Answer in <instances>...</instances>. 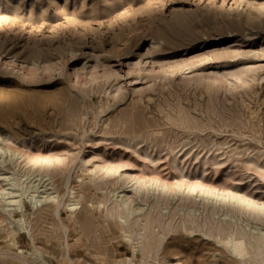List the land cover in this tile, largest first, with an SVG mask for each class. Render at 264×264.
I'll list each match as a JSON object with an SVG mask.
<instances>
[{
    "label": "rangeland",
    "instance_id": "rangeland-1",
    "mask_svg": "<svg viewBox=\"0 0 264 264\" xmlns=\"http://www.w3.org/2000/svg\"><path fill=\"white\" fill-rule=\"evenodd\" d=\"M246 68H257L254 84L209 85ZM0 127L37 137L46 154L56 143L77 154L83 137L85 146L71 172L74 197L58 183V213L24 200V212L14 211L24 229L0 220V264H144L135 241L95 207L109 190L131 195L130 187L89 181V171L106 154L137 176L161 165L175 184L264 190V178L245 168L256 156L264 164V0H0ZM70 199L79 200L72 216ZM181 230L166 235L157 264H238L213 237Z\"/></svg>",
    "mask_w": 264,
    "mask_h": 264
},
{
    "label": "bare ground",
    "instance_id": "bare-ground-1",
    "mask_svg": "<svg viewBox=\"0 0 264 264\" xmlns=\"http://www.w3.org/2000/svg\"><path fill=\"white\" fill-rule=\"evenodd\" d=\"M256 70L257 68H246L218 76L213 75L211 78L214 83L211 82L212 84L209 85L216 90L218 87H225L226 82H231L234 85L241 82L240 86H249L255 79L253 73ZM178 71L180 69L177 68L171 70V73L167 71L169 74L167 73L163 77L167 79L172 73ZM229 76L235 78L237 82L230 80ZM181 80L184 78L181 77ZM31 136L14 138L8 130L0 127V220L1 222L4 219L8 220L9 223L17 225L20 229L25 228L24 221L21 217L15 219L14 211L24 212V200L35 208L49 204L52 206V210L58 213L59 208L64 205L58 190V183L65 186L67 195L74 197L73 189L70 186L71 172L74 161L81 159L83 156L81 153L85 147L83 137L81 140L79 138L82 145L81 148H78L77 154L61 152L57 143L51 149L53 152L46 154L42 147L36 146L40 139ZM130 136L116 135L111 138L116 142H123L126 147H131L134 153H140L136 149L137 140ZM61 138L64 137L56 136L57 140H61ZM111 138L98 137L97 139L108 140ZM34 142L35 144H33ZM120 152L125 151L120 150ZM189 153L190 150H186L180 157H177L176 154L173 155L172 162H181ZM238 153L231 152L232 155ZM126 154L127 157L133 155ZM231 154L227 157H230ZM105 155L103 154L104 157L101 158L99 164L89 171V181H100L102 185L110 182H114L116 185L122 183L130 187L128 191L131 195L128 192L124 193V189L117 192L105 190L107 194L104 196L105 198L102 197L104 200L102 202L99 200V205L95 202L97 204L95 207L101 212L104 211L105 217L109 216L114 220V223L116 222L117 229L126 233L127 241H135L133 252L140 249L146 260L144 264L158 263L157 258L160 255L159 251L163 240L169 232L176 231L178 227L189 235L198 231L202 235L213 237L214 241L222 246L238 264H264V198L261 196L264 195V190L256 191L260 188L259 186L249 187L251 185L249 183L241 190L231 189L226 193L222 190L223 193H218L211 187L205 188L204 182H199L196 185H191L189 182H181L182 184L169 182L168 179L162 178L160 169L158 170L161 165H151L153 175H151L153 172H150L147 175L137 176V173L136 175L132 172L133 170L129 169V166H132L131 163H122L119 160L117 163H113ZM140 155L144 158L148 157L151 163L158 159L151 157L149 148L144 149V153H140ZM195 156L198 155L195 154ZM237 156L234 155V157ZM132 158L137 160L134 155ZM250 166H253L254 172L263 180L264 164L259 161V156H256L255 159L247 158L245 160V168L250 169ZM122 168H124L123 172L120 170ZM183 185L186 188H183ZM254 193L259 196L257 200L254 198ZM174 200H177L178 203ZM78 204L79 200L72 199L66 204L70 216L75 212ZM81 208L83 209V206ZM176 218L178 223L174 225ZM112 237L114 236L112 235ZM171 261L170 259L164 263L174 264Z\"/></svg>",
    "mask_w": 264,
    "mask_h": 264
}]
</instances>
